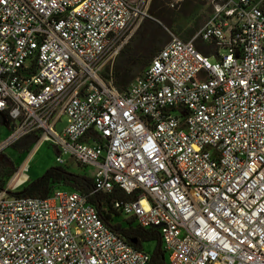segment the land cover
<instances>
[{"label": "built area", "instance_id": "1", "mask_svg": "<svg viewBox=\"0 0 264 264\" xmlns=\"http://www.w3.org/2000/svg\"><path fill=\"white\" fill-rule=\"evenodd\" d=\"M152 2L0 0V154L35 136L94 185L18 197L24 163L0 191V264H149L95 194L159 232L168 264H264V0L216 6L121 92L114 66Z\"/></svg>", "mask_w": 264, "mask_h": 264}, {"label": "rangeland", "instance_id": "2", "mask_svg": "<svg viewBox=\"0 0 264 264\" xmlns=\"http://www.w3.org/2000/svg\"><path fill=\"white\" fill-rule=\"evenodd\" d=\"M226 1L153 0L150 9L152 18L143 24L137 35L117 60L113 70L114 79H127L131 83L141 77L150 64V60L172 40V35L184 41L191 40L214 16L216 6L223 5ZM198 45L201 46V42H198ZM221 53L225 54L224 51ZM212 61H215V58H212ZM1 118L3 123L0 125V143L11 136V132L7 128V119L5 117ZM67 124L68 118L64 117L57 125L56 131L62 133L66 129ZM38 142L35 136H29L0 154V180L2 182L9 183L15 172L24 163L28 164L27 176L30 179L26 186L42 178L51 168L60 166L57 162V149L51 143L45 142L38 145ZM63 158L67 162L64 167L71 169V173L84 175L83 171H87L91 175L93 172L92 168H79L70 158ZM56 187L60 190H74L70 185L62 184L56 185ZM128 221L130 219L125 215L112 216L114 225L121 224L124 227H129ZM136 225L137 223L134 222L133 226ZM156 248L157 243L155 242L143 244V249L151 255Z\"/></svg>", "mask_w": 264, "mask_h": 264}, {"label": "trees", "instance_id": "3", "mask_svg": "<svg viewBox=\"0 0 264 264\" xmlns=\"http://www.w3.org/2000/svg\"><path fill=\"white\" fill-rule=\"evenodd\" d=\"M198 47L204 53L208 54V50L204 46V44H201V46L198 45ZM152 60H150V63L152 62ZM131 83L128 82L127 79L117 78L115 80V85L121 92L126 91ZM0 117L2 116L0 115ZM0 121L1 125L3 123L2 118L0 119ZM83 174L84 175H76L74 173H71V169H69L68 167H54L48 170L42 178L31 182L24 189H21L13 194L18 197H48L54 190L58 189L56 185L64 184L73 187L74 190L68 191H77L85 195H89L94 191L93 181L91 175L87 173V171H83ZM7 184L8 183L2 182L0 180V191L5 190ZM112 198L113 197L111 196L109 197L102 194H95L90 197V202L98 207L107 224L113 230L121 234L130 244H132L136 248L143 249L144 243H157V248L152 254V259L149 264H168L167 253L164 250L159 232L154 230H146L137 225L133 226L134 221L132 220L128 221L129 227H124L121 224L114 225L112 223V216H119V214L114 213L111 209ZM104 208H109V211H105Z\"/></svg>", "mask_w": 264, "mask_h": 264}, {"label": "water", "instance_id": "4", "mask_svg": "<svg viewBox=\"0 0 264 264\" xmlns=\"http://www.w3.org/2000/svg\"><path fill=\"white\" fill-rule=\"evenodd\" d=\"M8 128V127H7ZM12 129H14V127H12Z\"/></svg>", "mask_w": 264, "mask_h": 264}]
</instances>
